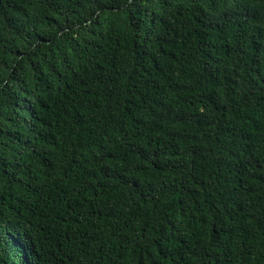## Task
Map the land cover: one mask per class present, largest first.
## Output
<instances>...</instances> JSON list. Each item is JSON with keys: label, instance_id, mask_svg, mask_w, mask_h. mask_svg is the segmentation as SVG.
I'll return each instance as SVG.
<instances>
[{"label": "trees", "instance_id": "trees-1", "mask_svg": "<svg viewBox=\"0 0 264 264\" xmlns=\"http://www.w3.org/2000/svg\"><path fill=\"white\" fill-rule=\"evenodd\" d=\"M0 264H264V0H0Z\"/></svg>", "mask_w": 264, "mask_h": 264}]
</instances>
